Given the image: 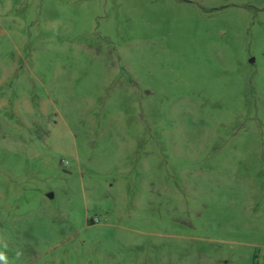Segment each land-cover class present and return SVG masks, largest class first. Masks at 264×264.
Wrapping results in <instances>:
<instances>
[{
    "label": "rangeland",
    "instance_id": "obj_1",
    "mask_svg": "<svg viewBox=\"0 0 264 264\" xmlns=\"http://www.w3.org/2000/svg\"><path fill=\"white\" fill-rule=\"evenodd\" d=\"M0 251L264 264V0H0Z\"/></svg>",
    "mask_w": 264,
    "mask_h": 264
},
{
    "label": "clouds",
    "instance_id": "obj_2",
    "mask_svg": "<svg viewBox=\"0 0 264 264\" xmlns=\"http://www.w3.org/2000/svg\"><path fill=\"white\" fill-rule=\"evenodd\" d=\"M3 246L4 248H7V244H4ZM17 255H19V253ZM0 264H9L8 257L4 251H0Z\"/></svg>",
    "mask_w": 264,
    "mask_h": 264
}]
</instances>
